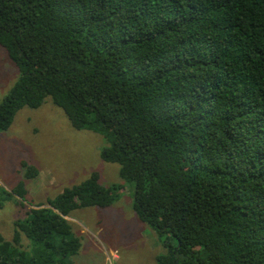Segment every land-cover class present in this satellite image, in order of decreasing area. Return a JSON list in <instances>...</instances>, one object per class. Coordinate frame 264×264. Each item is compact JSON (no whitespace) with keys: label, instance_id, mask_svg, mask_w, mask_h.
I'll list each match as a JSON object with an SVG mask.
<instances>
[{"label":"trees","instance_id":"trees-1","mask_svg":"<svg viewBox=\"0 0 264 264\" xmlns=\"http://www.w3.org/2000/svg\"><path fill=\"white\" fill-rule=\"evenodd\" d=\"M0 45L19 70L0 130L50 98L106 135L102 158L163 238L158 264H264V0H0ZM123 186L95 171L31 208L0 264H76L68 216Z\"/></svg>","mask_w":264,"mask_h":264},{"label":"rangeland","instance_id":"rangeland-1","mask_svg":"<svg viewBox=\"0 0 264 264\" xmlns=\"http://www.w3.org/2000/svg\"><path fill=\"white\" fill-rule=\"evenodd\" d=\"M18 77V67L0 45V102ZM109 145L106 135L74 127L50 98L38 108L19 110L11 126L0 130V236L12 241L16 221L31 208L46 205L98 171L102 184L124 186L112 205L82 207L68 216L82 241L75 263L158 264L157 256L165 252L163 238L136 213L134 183L121 178L118 163L102 158ZM24 161L38 169L36 177L26 178ZM20 181L28 190L24 200L8 194ZM23 245H28L24 235Z\"/></svg>","mask_w":264,"mask_h":264}]
</instances>
